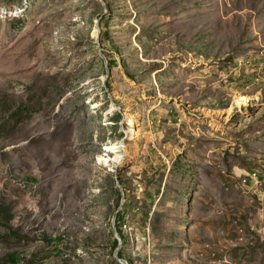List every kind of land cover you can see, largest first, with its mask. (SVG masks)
<instances>
[{
    "label": "rangeland",
    "instance_id": "1",
    "mask_svg": "<svg viewBox=\"0 0 264 264\" xmlns=\"http://www.w3.org/2000/svg\"><path fill=\"white\" fill-rule=\"evenodd\" d=\"M249 170L264 0H0V264H264Z\"/></svg>",
    "mask_w": 264,
    "mask_h": 264
},
{
    "label": "built area",
    "instance_id": "2",
    "mask_svg": "<svg viewBox=\"0 0 264 264\" xmlns=\"http://www.w3.org/2000/svg\"><path fill=\"white\" fill-rule=\"evenodd\" d=\"M242 184L245 186H248V184L252 185H261L264 182V177H262L257 171L249 170L244 173V175L241 177ZM250 181V183H248ZM264 235V234H263Z\"/></svg>",
    "mask_w": 264,
    "mask_h": 264
},
{
    "label": "water",
    "instance_id": "3",
    "mask_svg": "<svg viewBox=\"0 0 264 264\" xmlns=\"http://www.w3.org/2000/svg\"><path fill=\"white\" fill-rule=\"evenodd\" d=\"M117 238H118V236H117ZM119 246H121L120 238H118V242H117L116 248H115V250H114L115 258H116L117 260H119V262H120L121 264H128L124 259L120 258V256L118 255V248H119Z\"/></svg>",
    "mask_w": 264,
    "mask_h": 264
},
{
    "label": "bare ground",
    "instance_id": "4",
    "mask_svg": "<svg viewBox=\"0 0 264 264\" xmlns=\"http://www.w3.org/2000/svg\"><path fill=\"white\" fill-rule=\"evenodd\" d=\"M119 148H120V145L118 143H116V144H112V145L108 146L107 150L117 152ZM123 159H124L123 155H121V156L118 155V160L120 163L123 162Z\"/></svg>",
    "mask_w": 264,
    "mask_h": 264
},
{
    "label": "trees",
    "instance_id": "5",
    "mask_svg": "<svg viewBox=\"0 0 264 264\" xmlns=\"http://www.w3.org/2000/svg\"><path fill=\"white\" fill-rule=\"evenodd\" d=\"M118 230H119L118 232L120 233L121 230H120L119 227H118ZM120 235H121V233H120ZM121 237H122V235H121ZM117 242H118V239H117L116 237H114V238H113V245L116 246V245H117ZM118 255H119L120 257H122V253L120 252V250L118 251ZM128 264H132V262L129 260V261H128Z\"/></svg>",
    "mask_w": 264,
    "mask_h": 264
},
{
    "label": "crops",
    "instance_id": "6",
    "mask_svg": "<svg viewBox=\"0 0 264 264\" xmlns=\"http://www.w3.org/2000/svg\"><path fill=\"white\" fill-rule=\"evenodd\" d=\"M262 185L263 184H261V185H258V186H256L255 184L253 185V189L255 190V192H259V194H258V196H260V189L259 188H262V191H264V187H262Z\"/></svg>",
    "mask_w": 264,
    "mask_h": 264
}]
</instances>
